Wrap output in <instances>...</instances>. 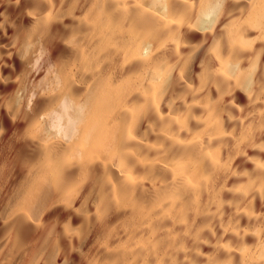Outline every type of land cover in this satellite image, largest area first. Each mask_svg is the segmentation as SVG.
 Segmentation results:
<instances>
[{
  "label": "bare ground",
  "instance_id": "6f19581e",
  "mask_svg": "<svg viewBox=\"0 0 264 264\" xmlns=\"http://www.w3.org/2000/svg\"><path fill=\"white\" fill-rule=\"evenodd\" d=\"M0 264H264V0H0Z\"/></svg>",
  "mask_w": 264,
  "mask_h": 264
}]
</instances>
